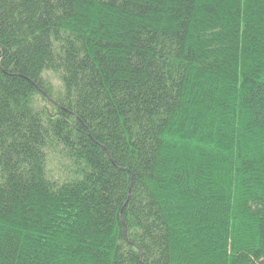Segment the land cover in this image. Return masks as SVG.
<instances>
[{"label": "trees", "instance_id": "1", "mask_svg": "<svg viewBox=\"0 0 264 264\" xmlns=\"http://www.w3.org/2000/svg\"><path fill=\"white\" fill-rule=\"evenodd\" d=\"M0 264H264V0H0Z\"/></svg>", "mask_w": 264, "mask_h": 264}]
</instances>
